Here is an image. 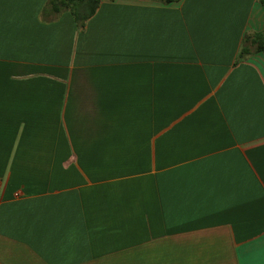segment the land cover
Returning <instances> with one entry per match:
<instances>
[{
  "label": "crops",
  "instance_id": "obj_1",
  "mask_svg": "<svg viewBox=\"0 0 264 264\" xmlns=\"http://www.w3.org/2000/svg\"><path fill=\"white\" fill-rule=\"evenodd\" d=\"M47 1L0 0V264H264V7Z\"/></svg>",
  "mask_w": 264,
  "mask_h": 264
},
{
  "label": "trees",
  "instance_id": "obj_2",
  "mask_svg": "<svg viewBox=\"0 0 264 264\" xmlns=\"http://www.w3.org/2000/svg\"><path fill=\"white\" fill-rule=\"evenodd\" d=\"M164 6L177 3L180 0H152ZM100 0H48L43 11L44 17L58 16L61 12H68L73 17L78 29H82L96 12ZM264 7V0H258ZM264 51V31L247 34L243 37L242 46L237 61L245 59L253 53Z\"/></svg>",
  "mask_w": 264,
  "mask_h": 264
}]
</instances>
